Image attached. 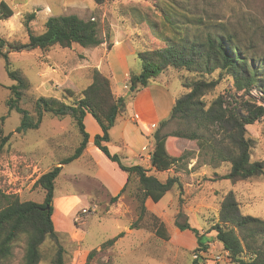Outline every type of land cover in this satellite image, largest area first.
<instances>
[{
	"label": "trees",
	"instance_id": "trees-1",
	"mask_svg": "<svg viewBox=\"0 0 264 264\" xmlns=\"http://www.w3.org/2000/svg\"><path fill=\"white\" fill-rule=\"evenodd\" d=\"M94 2L98 6L106 2L151 4V12L132 9L139 30L144 35L132 37L140 72L131 75V97L157 83L169 69L185 70L197 78H185L184 87L187 92L176 100L170 117L162 121L153 134V170L142 165L127 167L123 165L121 156L112 154L107 146L111 129L127 108V99L114 95L109 76L95 68L92 71L93 81L85 90H80L73 82L68 81L62 88L63 99L39 97L33 102L32 113L22 107L30 89L29 80L20 70L14 69L9 56L11 52L25 50L40 49L46 52L55 46L64 49L72 48L73 45L96 48L103 43L99 37V22L84 20L77 15L56 16L46 21L45 30L41 34H34L26 22L28 42L25 44L7 42L0 36V59L4 60L6 73L14 82L9 88L11 97L7 101V107L10 112L16 111L21 115V123L15 133L38 130L44 117L51 115L60 120L70 117L79 137L73 153L60 160L61 166L56 165L37 180L36 185L45 192L42 203L21 201L19 196L6 194L0 189V264H9L17 248L23 250V264H41L44 259L41 247L48 240L54 245L51 264H67V250L61 244L62 234L56 231L53 221L55 185L62 165L80 158L88 146L89 134L84 125L87 113L96 119L103 131L102 135L95 137V145L128 174V183L121 194L111 201H117L127 190L131 180L136 178L138 186L135 196L141 213L139 220L147 212V200L159 203L176 186L182 193L180 176H171L163 182L152 174L178 167L187 158L189 154L173 153V147L179 139L196 141L200 151L212 153V162L228 163L230 170L223 179L238 182L264 174V162L251 160L252 142L247 138V126L254 125L264 117V106L255 102L251 96L257 90L264 97V52H257L252 40L244 42L238 30L232 28L231 22L214 12V4L207 0ZM13 14V10L5 2H1L0 21ZM33 19L35 14L29 16V20ZM151 39L159 41V46H149ZM217 72L218 76L213 77ZM206 77L212 78L209 80ZM224 78L233 82L232 88L226 91L227 96L220 94L208 103L205 97ZM246 96L249 98L246 99ZM174 120L186 123L187 128L173 133L162 132ZM12 135L8 134L1 139L0 155ZM175 227L182 232L194 233L197 240L196 251L207 250L208 244L216 240L228 253L231 264H264V220L241 214L232 193L223 199L219 221L208 232L216 233L212 240L192 227L182 211L177 214ZM158 231V236H161L162 223ZM122 235L121 233L105 242L103 249L113 246ZM95 254L96 251H93L88 255L86 264H90ZM204 261L193 260V264H204Z\"/></svg>",
	"mask_w": 264,
	"mask_h": 264
},
{
	"label": "rangeland",
	"instance_id": "rangeland-1",
	"mask_svg": "<svg viewBox=\"0 0 264 264\" xmlns=\"http://www.w3.org/2000/svg\"><path fill=\"white\" fill-rule=\"evenodd\" d=\"M207 1L214 4V12L231 22L232 28L238 30L244 42L252 40L256 51L261 54L264 52V0ZM1 2H5L14 14L0 21V36L7 42L22 44L28 42L26 22L34 34H41L50 17L64 15H77L84 20L99 22V37L103 42L113 25L130 26L133 35L142 37L144 33L139 30L132 9L151 12V4L148 2H106L102 6L96 5L94 0H0V4ZM31 14H35V19L29 20ZM159 44V41L151 39L149 46ZM92 49L73 45L69 49L55 46L46 52L40 49L11 52L9 56L14 69L20 70L30 83L27 100L22 103V107L34 113L33 102L39 97L63 99L62 88L68 81L73 82L80 90H85L93 81L92 71L98 69L95 66L98 56L92 53ZM129 66L131 70L139 67L136 58L130 60ZM217 76L218 72L213 75ZM160 78L177 100L187 92L184 87L185 78L194 79L197 76L185 70L169 69ZM206 78L210 80L212 77ZM13 84L6 73L4 60L0 59V130L3 131L0 143L3 137L13 134L0 155V189L6 194L19 196L21 201L42 203L45 192L36 185L37 180L53 169L62 158L73 153L79 137H76L74 131L70 132L72 129L77 130L70 117L60 120L51 115L45 117L40 129L15 133L20 126L21 115L16 111L10 112L7 107V101L11 97L9 88ZM124 85L123 80L119 87ZM232 86L233 82L224 78L205 99L211 103L220 94L227 96L226 91ZM251 96L255 102L264 106V97L259 91H253ZM132 98L127 99V104ZM185 128L186 123L174 120L162 132L173 133ZM63 131L68 132L60 136ZM247 138L252 142L251 160L264 162V117L254 125L247 126ZM173 153L189 155L178 167L152 174L163 182L171 176H180L182 193L177 186L174 187L159 203L146 206L147 212L139 220L141 213L135 196L138 186L136 178L131 180L129 187L117 201H111L112 198L102 192V196L96 198L90 207L78 211L73 223L74 228L79 229V234L73 237L70 233L58 232L62 234L61 244L67 250V264H86L88 255L93 251L96 254L90 264H193L197 248L196 236L191 231L182 232L175 227L178 212H184L191 226L212 240L216 233L208 232L219 221L221 203L230 193L238 202L241 214L264 220V174L238 182L223 179L229 172L230 165L212 162V153L200 151L196 141L177 140ZM55 188L57 197L60 194L78 196L81 192L86 193L79 178L76 185L59 179ZM63 205H66L65 202ZM83 211L86 212L82 214ZM62 212L66 216L65 209ZM79 215L82 220L77 221ZM160 223L163 224V233L158 236ZM121 233L122 237L113 246L103 249L105 242ZM211 243L214 246L208 244L210 252L203 263L231 264L221 244L216 240ZM41 251L44 256L41 264H51L54 253L52 241L48 240L42 245ZM23 255L21 248L15 249L14 258L9 264H23ZM217 255L223 258L214 263L212 259Z\"/></svg>",
	"mask_w": 264,
	"mask_h": 264
},
{
	"label": "crops",
	"instance_id": "crops-1",
	"mask_svg": "<svg viewBox=\"0 0 264 264\" xmlns=\"http://www.w3.org/2000/svg\"><path fill=\"white\" fill-rule=\"evenodd\" d=\"M106 35L104 42L92 49V53L98 56L95 66L111 78L114 94L117 97L128 99L131 97V87L129 91H126L124 87H119V84L124 80L125 85L128 82L131 85V75L140 72L139 67L131 70L129 66L131 59L136 58L138 61L136 48L132 41V30L130 26L113 25L109 36ZM175 102L176 99L168 87L163 85L161 78L157 83L138 92L129 100L126 111L118 117L115 126L110 131V142L107 146L111 153L120 155L124 166L142 165L147 169H152L153 134L160 123L170 117ZM136 116L139 118L136 119ZM84 125L89 134L88 146L80 158L72 163L62 165L57 180L64 179L67 183L70 181L71 184L76 185L79 178L86 193L81 192L78 196L60 194L59 197L56 192L54 194L53 221L55 229L57 232L70 233L73 237L80 232L79 229L74 228V220L78 211L90 207L96 198L102 196V192L110 198L119 196L128 183V174L95 145V137L102 135L103 131L90 113L86 114ZM73 131L77 137L78 131L72 129L70 132ZM66 132L68 131L61 132L60 136ZM60 162L58 161L57 166H61ZM57 180L55 186H57ZM64 202L66 205H63ZM150 203L155 204L149 199L146 206L149 207ZM61 209H65L66 216H63Z\"/></svg>",
	"mask_w": 264,
	"mask_h": 264
},
{
	"label": "built area",
	"instance_id": "built-area-1",
	"mask_svg": "<svg viewBox=\"0 0 264 264\" xmlns=\"http://www.w3.org/2000/svg\"><path fill=\"white\" fill-rule=\"evenodd\" d=\"M124 89H126V90H130V85L126 84V85L124 86ZM138 118H139V117L136 116V119H138ZM83 210H85V209H83ZM85 212H86V211H83L82 214H84ZM79 220H82V218H81L80 215L78 216L77 221H79ZM213 243H214V242H213ZM213 243H210L209 245H210V246H214ZM209 252H210L209 248H208L207 250H198V251H196L195 254H194V259H195V260H197V259H199V260H200V259H204V260H206V259L208 258ZM224 253H225L226 256H228V253H227V252L224 251ZM222 258H223V256H221V255H217V256L214 257V259H212V260L214 261V263H218L219 261L222 260Z\"/></svg>",
	"mask_w": 264,
	"mask_h": 264
},
{
	"label": "bare ground",
	"instance_id": "bare-ground-1",
	"mask_svg": "<svg viewBox=\"0 0 264 264\" xmlns=\"http://www.w3.org/2000/svg\"><path fill=\"white\" fill-rule=\"evenodd\" d=\"M59 206V205H58ZM59 209V208H58ZM62 210V209H61ZM61 216V215H60Z\"/></svg>",
	"mask_w": 264,
	"mask_h": 264
}]
</instances>
